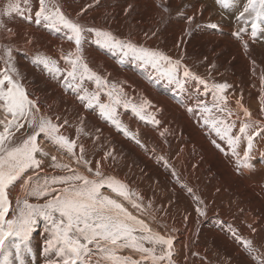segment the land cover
<instances>
[{
  "label": "bare ground",
  "instance_id": "obj_1",
  "mask_svg": "<svg viewBox=\"0 0 264 264\" xmlns=\"http://www.w3.org/2000/svg\"><path fill=\"white\" fill-rule=\"evenodd\" d=\"M47 3L49 9L58 6L85 28L110 32L120 41L180 61L179 77L184 88L159 76L150 65L143 67L131 57L122 59L118 50L97 45L94 32L85 33L81 55L88 68L108 83L98 87L87 74L83 80L72 81L67 77L72 65L65 57L71 53V59L76 58V44L67 38V30L56 31L45 22L35 23L39 0H0V75L6 68L15 67L16 72L9 74L24 88L28 99L35 101L36 116L50 118L60 135L76 143L73 154L44 134L37 137L39 147L48 153L36 154L42 162L35 170L41 181L45 176L50 179L70 172L93 180H118L126 186L127 199L107 184L101 193L122 204L153 233L171 238L172 264H264V18L255 21L253 37L254 21L248 19V13L240 17L247 0H237L235 6L227 8L218 0ZM13 4H18L23 14L10 12ZM38 55L54 60L61 73L50 72L35 62ZM185 67L194 74L192 77L183 76ZM66 81L73 86L69 88ZM219 84L230 85L224 90L222 103L213 87ZM113 86L123 92L121 102L113 105V118L120 121L119 127L101 114L95 100L89 107L88 101L81 99L98 92L99 103L111 104L114 97L110 98L108 91ZM214 104L225 110L218 111ZM203 106L211 112H203ZM205 117L216 119L221 128L234 122L229 134L240 137L235 155L233 145L211 123L205 124ZM10 120L12 114L0 107V121ZM19 123L23 127L10 129L14 143L33 131L27 120L20 118ZM244 123L252 127L241 133ZM3 129L0 123V131ZM248 135L252 136L251 149ZM81 146L87 165L78 160ZM245 152L249 154L246 160ZM53 156L68 168L53 167ZM97 170L101 176L96 175ZM29 176H34L31 168L10 186L11 204L5 219H14L23 209L21 185ZM64 186L52 185L57 191ZM50 198L28 200L44 203ZM53 235L51 225L39 217L28 247L21 254L6 250L0 255V264H63L57 248L48 246ZM143 243L153 247L149 241ZM88 247L91 253L81 256L76 264L102 261L95 242ZM155 249L156 255L168 251L166 246L161 249L155 245ZM118 254L140 264H153L151 258L141 260V253L132 248H121ZM158 264H169V259Z\"/></svg>",
  "mask_w": 264,
  "mask_h": 264
},
{
  "label": "snow or ice",
  "instance_id": "obj_2",
  "mask_svg": "<svg viewBox=\"0 0 264 264\" xmlns=\"http://www.w3.org/2000/svg\"><path fill=\"white\" fill-rule=\"evenodd\" d=\"M218 2L221 6L227 8L235 6L237 0H218ZM39 5V10L35 12V23L45 22L49 28L56 31L67 30V38L75 41L76 58L71 59V53L65 57L72 65V70L67 72V77L72 78V81L77 80V78L83 80L85 74H87V79H94L98 87L108 83L88 68L81 55L82 45L86 42L85 33L94 32L97 45H102L113 51L118 50L122 59L131 57L140 62L143 67L150 65L157 70L159 76L167 78L169 82L175 83L183 90L184 81L179 77L180 61H172L170 57L165 56L163 53L138 47L130 41H120L110 32L96 28H85L80 23L69 19L58 6H53L54 10L49 9L47 0H39ZM9 11L23 14V10L18 4L10 5ZM245 13L249 14L248 19L254 21L252 28L253 37H255V21L264 18V0H247V6L240 13L242 19ZM28 18L31 19L32 17L29 16ZM212 27H216V25H212ZM8 57V63L10 64L11 50H8ZM162 61L166 63L162 64ZM35 62L42 64L50 72L59 74L62 71L50 57L38 55ZM10 72L15 73V67L6 68L4 73L0 75V101L4 102L0 104V107H3L7 113L12 114V120L7 121V123L0 121L4 124L3 131H0V255H3L9 249L14 250L15 254H21L29 245L30 233L37 219L43 217L51 225L54 233L53 238L47 242L48 246L57 248L63 258V264H76L81 256L91 253L92 249L88 245L93 242H95L96 248L102 257V261H97V264H140V261L133 260L131 257L119 255L118 250L121 248L135 249L141 253V260L151 258L153 264H158L166 257L169 259V264H172L170 260L173 246L172 239L153 233L147 224L132 216L122 204L101 193L100 189L107 184L110 189L127 199L126 186L118 180L112 177L93 180L78 172H70L67 175L54 176L50 179L45 176L41 181L35 170L41 167L42 162L37 159L36 154L40 152L42 155L47 156L48 153L39 147L37 137L44 134L56 145L73 154H75L76 143L69 140L68 137L60 135L58 126L50 118H38L36 116L38 110L34 107L35 101L28 99L24 88L17 80L13 79L12 75L9 74ZM193 75L186 67L184 68L183 76L185 78ZM196 78L198 79V77ZM5 82H7V85ZM66 83L69 88L73 86L71 82L66 81ZM200 83L205 84V81L200 80ZM76 87L80 88V85L77 84ZM213 87L219 93L218 99L222 103L225 99L224 90L230 85L219 84ZM122 95V90L116 91L115 86H113V90L108 91V96L110 98L114 97L111 104L99 103L98 92L85 95L81 99L87 100L89 107H92L95 100L99 104L101 114L119 127L120 121L113 118L116 111L113 105L121 102ZM127 106V103H125V107ZM132 107L136 109L137 106L132 105ZM213 107L221 112L225 110L219 108L218 104H214ZM202 110L205 113L211 112V109L207 106H203ZM139 111H143V107H140ZM244 111L246 115H250L247 109ZM20 118L27 120L33 131L27 135L26 139L14 143L12 141L13 132L10 129L15 128L18 130L23 127V124L19 123ZM141 118L143 119V117ZM204 122L205 124L211 123L218 134L223 133V136L227 138V142L233 145V154L235 155V146L238 144L240 137H233L229 134L234 122L232 125L225 124L223 128L217 126L216 119L209 120L205 117ZM220 123H223V121H220ZM251 127L250 123H244L240 128V132L246 133V130ZM124 130L127 132L126 127ZM132 138L135 139V135ZM248 147L249 149L252 147L251 135H248ZM80 153L78 160L87 165L89 161L84 160L83 146L80 147ZM248 155V152L244 153L245 160ZM52 161L55 162L52 165L53 167L68 168V165L56 162L55 156L52 157ZM30 168L33 169L34 176H29L21 185L24 193V207L18 211L14 219H5L11 204L9 200L10 186L14 185ZM96 175L101 176L99 170H97ZM54 184L66 186L57 191L56 188L52 187ZM53 193L56 194L52 195ZM28 197L51 198L46 199L44 203H29ZM137 231L141 234L134 235L133 233ZM6 240H8L7 245L5 244ZM144 241L151 242L153 247H145ZM245 243L250 244V241H245ZM155 245H159L161 249L166 246L168 251H162L160 255H156ZM248 250L253 251L251 248ZM84 264H88L87 260L84 261Z\"/></svg>",
  "mask_w": 264,
  "mask_h": 264
},
{
  "label": "rangeland",
  "instance_id": "obj_3",
  "mask_svg": "<svg viewBox=\"0 0 264 264\" xmlns=\"http://www.w3.org/2000/svg\"><path fill=\"white\" fill-rule=\"evenodd\" d=\"M233 13H234V11H233ZM235 36L237 37V34H235ZM37 233H39V231H37ZM39 246H41V245H39ZM10 251L12 253V250L11 249H10ZM11 262H12V258H11Z\"/></svg>",
  "mask_w": 264,
  "mask_h": 264
},
{
  "label": "crops",
  "instance_id": "obj_4",
  "mask_svg": "<svg viewBox=\"0 0 264 264\" xmlns=\"http://www.w3.org/2000/svg\"><path fill=\"white\" fill-rule=\"evenodd\" d=\"M27 264H30V263H27Z\"/></svg>",
  "mask_w": 264,
  "mask_h": 264
}]
</instances>
